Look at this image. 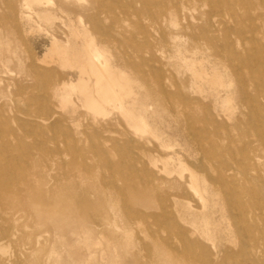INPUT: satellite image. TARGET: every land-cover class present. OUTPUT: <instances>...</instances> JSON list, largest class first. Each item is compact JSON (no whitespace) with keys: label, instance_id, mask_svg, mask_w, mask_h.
<instances>
[{"label":"rangeland","instance_id":"rangeland-1","mask_svg":"<svg viewBox=\"0 0 264 264\" xmlns=\"http://www.w3.org/2000/svg\"><path fill=\"white\" fill-rule=\"evenodd\" d=\"M143 1L0 0V153L9 162L0 164L9 185L0 186V264H201V250L210 264H264V246L254 248L264 239V97L255 89L264 72L244 95L226 61L253 54L264 70V0H183L165 21L168 0ZM189 23L214 47L195 43ZM76 28L104 71L123 74V99L135 97L162 140L184 148L175 147L184 168L165 163L137 110L94 108L64 87L78 71L59 52L85 44ZM206 56V71L213 63L223 74L219 94L206 81L192 86L185 61ZM195 180L214 195L201 199ZM87 189L103 210L73 202ZM186 240L200 250L186 251Z\"/></svg>","mask_w":264,"mask_h":264},{"label":"bare ground","instance_id":"bare-ground-1","mask_svg":"<svg viewBox=\"0 0 264 264\" xmlns=\"http://www.w3.org/2000/svg\"><path fill=\"white\" fill-rule=\"evenodd\" d=\"M191 1L194 3H199L200 5H206V3L209 0H191ZM143 2L145 3V0ZM168 2L171 4V6L165 7L163 5L164 9H162L158 15V17L164 21L168 20V18H171L177 12L181 13L182 10L185 8L183 0H168ZM213 16H214L213 14L209 15L208 18H212ZM186 29H188L189 34L191 35V37L195 43L200 44L202 41H204L208 47L210 45H212L214 47V39H212V38L210 39L209 37H205V36L200 37L199 35H196V33H194V31H193L194 27L192 26L191 23H189L186 26ZM72 35L75 38L82 39L85 42V44L80 48L78 46H72V45H70L69 47L66 46L67 48L65 47V49L62 50V48H61L62 46L61 47L59 46L60 45L59 41L57 42L56 40H53V42H52V47H54L56 49V53H57V51L60 50L59 48H61L62 51H60L59 54L61 53V56L64 60L73 62L72 65L74 67H76L77 71H78L77 79L75 80L76 82L75 83L71 82L69 84L66 83V85L64 87H66V88L68 87L71 92H72V90L79 89V91L81 93L80 97H85L94 108L98 107V108L104 109L105 106H110L113 108L123 109L129 115H131L134 110H137L138 113H136L137 114L135 116L136 118H134L133 120L135 121V123L139 127L142 126L143 128H146V127L150 128L149 133L155 139H157L159 141V147L162 148L164 151L168 152V154L166 155V158H165V163L166 164H168L170 162L175 163L177 168H182L184 165H186L185 164V162H186L185 158H182L181 156H179V153L175 150V147H178L180 149H184V148H182L181 145H179V143H171L170 141L162 140L163 138H161V136H159L157 134L155 128L152 127L151 124L147 123L148 121L145 119V117L143 115V113L146 112V110L144 112L141 110V106L139 104L137 105V100L135 97L132 101H128L127 99H126L127 101H125L123 99V97L121 96V90H123V89H121L123 87V84H122V79H124L123 74L121 72L120 73L115 72L113 70V67H111V66H105L106 71H104L103 64H101L99 62L96 53L93 52L94 44L92 43V41H90V42L87 41L88 32L86 30H79L76 28V29H73ZM196 49H197V47H196ZM201 51H203V50H201ZM184 52H185V49H184ZM194 52L195 51H193V53ZM197 52H199V51H197ZM198 55H197V57H198ZM190 56H192V55H190ZM190 56H188V57H190ZM193 56H195V55H193ZM219 56L223 57L222 54H219ZM192 58L193 59L185 61V63H186L188 70L192 73V76H193L192 77V86L194 87V89L201 91V89H202L201 88V82L206 81L209 84L210 88L213 91H215L217 94H219V88L224 86L223 74L214 66L213 63H210L211 64V72L209 73L206 71L205 67L203 66V63L207 59V56L202 57V58H198V59L196 57H195V59H194V57H192ZM46 59L47 58H45L43 60H46ZM186 59L187 58H185V60ZM226 61L228 62L230 68H232V70L238 75V80H239L238 83H239L240 92H242V94H244V95L248 94L246 87L249 85L250 81L252 82L254 79L259 78L260 76L262 77V73L264 72L262 63L253 54H248V56L247 55L245 56L243 53H234L233 55L227 56ZM6 65H7V63H6ZM241 70H245L247 74L243 75L240 72ZM91 76L95 77V81L93 84L90 82ZM255 89H256V94L258 97H264V85L263 84L258 85V86L256 85ZM131 96H133V95H131ZM229 101H230V98H229V95H227L226 102L229 103ZM22 127L25 128L26 126L24 124H22ZM30 128H32V126ZM141 130H143V129H141ZM137 144L140 145L141 149H143V150L145 149L144 143H137ZM149 162L152 163L154 166H156L155 161L150 160ZM0 164L4 165V166L9 164V162L3 157V153H0ZM141 171L143 172V174L147 173L149 171L148 166H144L141 169ZM160 171H161V169H160ZM185 172H186V170H185ZM169 173H171V172H169ZM181 178H182V175H181ZM223 179L224 178L222 176H219V177L215 178V181L222 182ZM185 183H186V181H185ZM7 184L5 183V181L3 183V179L0 177V186L3 187L4 192H6V190L9 188V185H7ZM195 184L196 185L194 188L196 189L197 194L199 193L201 199L206 200L205 196L214 195L213 192L209 191V187H208L207 182L205 180H203L202 184H200V185L195 180ZM89 194L90 193H89L88 189L81 191L78 194V196H76L73 199V202H75V204H77L78 206H80L81 208H83L85 210H92V211L103 210L105 203L98 200V199H96V200L91 199ZM14 197H15V195H14ZM36 198L38 200H41V201L42 200L49 201V199H50V197H45L43 192H39L36 195ZM232 212H233V215L235 217H238L241 214V212H245V211L241 208V210L238 212H236L234 210ZM21 214H22V211H21ZM262 240H263L262 243H259L258 241H256V244L254 246L255 249L260 248L261 244L264 246V239H262ZM184 243H185V250L188 252H191L194 250L195 251L200 250V248L198 246L196 247L192 241L186 240V241H184ZM201 252H202L201 255L198 256V261H200L201 264H210L211 261L209 259V255H206L203 252V250H201ZM214 256H216V255L214 254ZM196 260H197V258H196Z\"/></svg>","mask_w":264,"mask_h":264}]
</instances>
